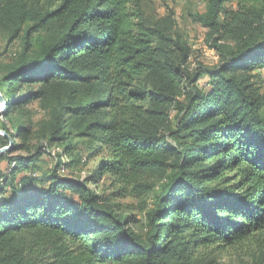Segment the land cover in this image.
I'll return each instance as SVG.
<instances>
[{
	"label": "trees",
	"instance_id": "1",
	"mask_svg": "<svg viewBox=\"0 0 264 264\" xmlns=\"http://www.w3.org/2000/svg\"><path fill=\"white\" fill-rule=\"evenodd\" d=\"M144 1L0 0V33L22 44L0 78L14 143L0 157V264H199L203 248L264 236V0L192 15L212 69H191L173 16L152 21ZM34 103L50 118L38 131ZM45 145L69 162L40 169ZM101 157L87 181L59 172ZM108 175L114 198L153 194L141 221L89 186Z\"/></svg>",
	"mask_w": 264,
	"mask_h": 264
},
{
	"label": "rangeland",
	"instance_id": "2",
	"mask_svg": "<svg viewBox=\"0 0 264 264\" xmlns=\"http://www.w3.org/2000/svg\"><path fill=\"white\" fill-rule=\"evenodd\" d=\"M144 2V10L152 21L158 22L170 15L173 16L174 33L181 34L192 48L191 69H196L200 65H203L207 69H212L219 64L220 57L216 50L211 47V42L208 41V30L194 23L192 19V15L205 11L207 0H145ZM47 36L49 35L44 34L42 37L48 38ZM21 51L22 44L20 40L10 43L7 35L0 33V78L5 73L6 67L18 59ZM254 75H256L254 81L261 94L264 95V71L257 70ZM207 80V78H204L201 80V83L205 84ZM0 94L4 98V94L1 91ZM4 100L7 104V100L5 98ZM0 110H2V105H0ZM26 110L36 131L50 119L47 113L42 110L39 103H34L31 107L26 108ZM1 123H6L3 115L0 116V136H3L4 131L1 129ZM75 143H78L77 147L80 149V140H76ZM7 147L0 148V150ZM45 148L47 154L42 158V163L39 164L40 169L44 171L52 170L59 160L63 163L69 162L68 158L64 155L63 148L54 146L49 149L47 145H45ZM102 159V157L93 159L88 164H85V160H83L77 166L66 170L60 169L59 172L71 180L87 181L98 171ZM0 167L3 171L7 172V162L0 163ZM141 181H144L148 185H153L158 183L159 180L153 175H147L143 176ZM115 183V180L108 175L101 180L99 186L94 183H90L89 186L93 191L102 194L104 198H110L113 203L121 204L123 211L141 221L146 210L153 203V194L147 193L139 197L130 196L132 191L130 189L127 192L128 196L123 199L115 197V199L113 193L118 189ZM195 258L199 264H264V236H259L255 243H248L241 247L229 249L203 248L196 254Z\"/></svg>",
	"mask_w": 264,
	"mask_h": 264
},
{
	"label": "water",
	"instance_id": "3",
	"mask_svg": "<svg viewBox=\"0 0 264 264\" xmlns=\"http://www.w3.org/2000/svg\"><path fill=\"white\" fill-rule=\"evenodd\" d=\"M0 105H2V110H0V116L3 115L5 112H6V101L4 100V98L2 97V95L0 94ZM3 136H6L7 138L10 139V145L7 147V148H4L2 150H0V157L3 155V154H7L9 153L11 150H12V147H13V140L5 133L3 132Z\"/></svg>",
	"mask_w": 264,
	"mask_h": 264
}]
</instances>
